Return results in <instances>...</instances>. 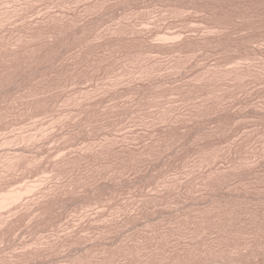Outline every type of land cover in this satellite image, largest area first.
I'll list each match as a JSON object with an SVG mask.
<instances>
[{
    "label": "rangeland",
    "instance_id": "374dc122",
    "mask_svg": "<svg viewBox=\"0 0 264 264\" xmlns=\"http://www.w3.org/2000/svg\"><path fill=\"white\" fill-rule=\"evenodd\" d=\"M0 183V264H264V0H0Z\"/></svg>",
    "mask_w": 264,
    "mask_h": 264
},
{
    "label": "bare ground",
    "instance_id": "6f19581e",
    "mask_svg": "<svg viewBox=\"0 0 264 264\" xmlns=\"http://www.w3.org/2000/svg\"><path fill=\"white\" fill-rule=\"evenodd\" d=\"M3 20H4V19H3ZM21 136H22V135H21ZM44 136H45V135H44ZM24 137H26V136H24ZM30 137H32V134H31ZM33 137H34V136H33ZM41 137H42V136H41ZM19 138H20V137H19ZM15 139H16V138H15ZM12 140H13V139H12ZM22 140H23L22 143L24 144V139H22ZM27 140H28V139H27ZM31 140H32V138H31ZM7 141H8V140H7ZM15 141H16V140H15ZM29 141H30V138H29ZM29 141H28V143H29ZM35 141H36V139H35ZM10 142H11V141H10ZM13 142H14V141H13ZM25 143H26V142H25ZM4 144H5V143H4ZM4 144H3V145H4ZM12 144H14V143H12ZM12 144H11V145H12ZM5 145H6V144H5ZM8 145H9V144H8ZM18 151H19V150H18ZM21 151H22V150H21ZM8 154H9V153H8ZM14 154H15V153H14ZM27 154H28V153H27ZM12 155H13V154H12ZM8 156H9V155H8ZM8 156H7V157H8ZM24 156H25V155H24ZM9 157H10V156H9ZM9 157H8V158H9ZM27 157H28V156H27ZM21 159H22V158H21ZM25 159H26V157H25ZM5 160H7V159H5ZM5 160H4V161H5ZM14 160H15V159H14ZM18 160H19V159H18ZM21 161H23V160H21ZM32 162H33V161H32ZM34 162H35V161H34ZM6 163H7V162H6ZM9 163H10V162H9ZM16 163H17V162H16ZM19 163H20V162H19ZM65 163H66V162H65ZM26 164H27V163H26ZM26 164H25V166H26ZM5 165H6V164H5ZM3 166H4V165H3ZM13 166H14V165H13ZM16 166H17V165H16ZM6 167H7V166H6ZM8 169H9V168H8ZM2 170H4V169H2ZM16 171H17V170H16ZM16 171H15V172H16ZM5 172H6V171H5ZM10 173H12V172H10ZM2 174H3V173H2ZM25 182H26V181H25ZM0 184H1V183H0ZM25 184H26V183H25ZM34 184H35V183H34ZM10 185H11V184H10ZM20 185H21V184H20ZM30 185H31V184H30ZM21 186H22V185H21ZM26 186H27V184L25 185V187H26ZM31 186H32V185H31ZM31 186H29V187H31ZM36 186H37V185H36ZM38 186H39V184H38ZM1 187H2V186H1ZM15 187H16V186H15ZM22 187H23V186H22ZM10 188H12V187H10ZM20 188H21V187H20ZM34 188H35V187H34ZM6 189H7V188H6ZM15 189H16V188H15ZM25 189H27V188H25ZM25 189H24V190H25ZM32 189H33V188H32ZM36 189H39V188H36ZM19 190H21V189H19ZM19 190H17V191L19 192ZM28 190H31V189L29 188ZM28 190H26V191H28ZM8 191H9V190H8ZM12 191H13V190H12ZM47 191H48V190H47ZM52 191H53V190H52ZM18 192H17V193H18ZM20 192H21V191H20ZM24 192H25V191H24ZM31 192H33V191H31ZM31 192L29 191V195L31 194ZM15 193H16V192H13V193H10V192H9V195H7V192H6V194H4V192H3L4 195L1 193L2 196H4V197L1 196V198H0V208L3 207V206L6 207L7 204H8V205H11V206H14L13 204H10V203H13V202L19 200V199L17 198L16 195H18V197L20 196L19 198L21 199V195H20V194H21L22 192H21L20 194H15ZM25 193H26V192H25ZM37 193H38V191H37ZM37 193H36V194H37ZM10 194H12V195H10ZM22 194H23V193H22ZM26 194H28V193H26ZM5 195H6V196H5ZM24 195H25V194H24ZM24 195H22V196H24ZM40 196H41V195H40ZM30 197H31V196H30ZM36 197H37V196H36ZM36 197H35V198H36ZM16 199H18V200H16ZM22 199H23V197H22ZM22 199L20 200L21 202H22ZM38 199H40V198H38ZM42 199H43V198H42ZM28 200H29V199H28ZM33 200H34V199H33ZM30 201H31V200H30ZM37 201H38V200H37ZM24 202H25V201H24ZM26 202H27V201H26ZM15 203H16V202H15ZM39 203H40V201H39ZM24 204H25V203H24ZM27 204H28V203H27ZM44 205H45V204H44ZM11 206H9V208H10ZM35 206H37V204H35ZM4 207H3V209H1L2 211L4 210ZM29 207H30V206H29ZM9 208H8L7 210H9ZM11 208H12V207H11ZM20 209H21V208H20ZM20 209H19V210H20ZM25 209H26V208H25ZM7 210H4V211H7ZM31 210H32V209H31ZM31 210H30V211H31ZM34 210H35V209H34ZM13 211H14V210H13ZM20 211H21V210H20ZM42 211H43V210H42ZM0 212H1V211H0ZM15 212H16V211H15ZM11 214H12V213H11ZM16 214H17V213H16ZM9 215H10V214H9ZM43 215H44V214H43ZM6 217H7V216H6ZM21 217H22V216H21ZM3 218H4V217H3ZM31 218H32V217H31ZM10 219H12V218H10ZM2 220H3V219H2ZM6 221H7V220H6ZM3 223H4V222H3ZM6 223H7V222H6ZM10 224H11V223H10ZM29 224H30V223H29ZM14 225H15V224H14ZM3 226H5V225H3ZM0 228H1V225H0ZM16 234H17V233H16ZM15 236H16V235H15ZM33 236H34V235H33ZM6 237H7V236H6ZM16 237H17V236H16ZM25 238H26V237H25ZM46 239H48V238H46ZM3 240H4V239H3ZM49 240H50V239H49ZM66 240H67V239H66ZM20 241H21V240H20ZM24 241H25V240H24ZM45 241H46V240H45ZM50 241H51V240H50ZM0 242H1V241H0ZM18 242H19V241H18ZM18 242H17V243H18ZM27 242H28V241H27ZM43 242H44V240H43ZM46 242H47V241H46ZM13 243H14V242H13ZM17 243H16V244H17ZM48 243H49V242H48ZM55 243H56V242H55ZM55 243H54V244H55ZM41 244H42V243H41ZM44 244H45V243H44ZM7 245H8V244H7ZM7 245H6V246H7ZM21 245H22V244H21ZM27 245H28V244H27ZM36 246H37V245H36ZM23 247H24V246H23ZM27 247H28V246H27ZM39 247H40V246H39ZM43 247H45V246H43ZM0 248H2V246H1ZM12 248H13V247H12ZM64 248H65V247H64ZM16 249H17V247H16ZM25 249H26V247H25ZM27 249H28V248H27ZM27 249H26V250H27ZM50 249H51V248H50ZM17 251H18V250H17ZM19 251H20V250H19ZM0 252H1V251H0ZM8 252H9V251H8ZM14 252H15V251H14ZM14 252H13V253H14ZM28 252H29V251H28ZM6 253H7V252H6ZM13 253H12V254H13ZM35 253H36V252H35ZM39 254H40V253H39ZM1 255H2V254H1ZM10 255H11V254H10ZM3 256H4V255H3ZM13 256H14V255H13ZM77 256H78V255H77ZM5 257H6V256H5ZM16 257H17V256H16ZM45 257H46V256H45ZM90 257H91V256H90ZM90 257H89V258H90ZM19 258H20V257H19ZM86 258H87V257H86ZM35 259H36V258H35ZM81 259H82V258H81ZM25 260H26V259H25ZM11 261H12V260H11ZM14 261H15V260H14ZM82 261H83V260H82ZM25 262H26V261H25ZM0 263H1V262H0ZM14 263H15V262H14ZM35 263H36V262H35ZM24 264H25V263H24ZM33 264H34V263H33Z\"/></svg>",
    "mask_w": 264,
    "mask_h": 264
}]
</instances>
